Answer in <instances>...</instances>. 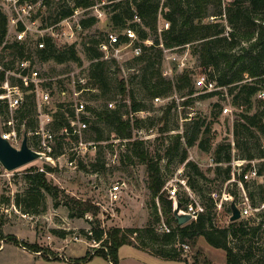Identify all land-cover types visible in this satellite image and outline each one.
<instances>
[{
  "label": "trees",
  "instance_id": "16d2710c",
  "mask_svg": "<svg viewBox=\"0 0 264 264\" xmlns=\"http://www.w3.org/2000/svg\"><path fill=\"white\" fill-rule=\"evenodd\" d=\"M102 2H105L104 9H109L112 29L120 34L121 40H128L127 35L124 34L127 29H133L137 33L138 39L135 45L141 46L143 51L131 60L144 63V73L139 83L153 97V100L156 97H170V92L175 89L180 92L187 89L189 95L195 93L196 83L191 69H183L175 76L176 80H173L167 77L164 63L166 51L191 47L192 55L198 60V66L205 67L208 70V77L217 81L219 87L228 89V93L233 97L232 105L239 110V117L234 123V136L235 147L240 150L241 158L264 159V98L259 97L260 92L264 91V0H44L42 10L45 8L50 15L43 18V27L54 25L73 16L77 9H85L80 23L83 31H89L99 22L92 7ZM161 19L169 23L168 28L160 26ZM9 27L10 16L3 8H0V47L14 58L5 63L7 68L13 67L17 58L27 57L34 60L33 54L43 63H83L77 41L60 46L53 37L48 35L40 37L34 45L28 40L11 41L8 38ZM107 34L97 30L89 33L82 43L90 61L88 75L93 85L104 94L108 95L114 89L125 94L129 89L130 79L114 77V73L120 72L122 67L115 59H104L100 49V44L106 41ZM148 40L152 43L147 44ZM40 41L45 42L44 48H40ZM134 70V75L131 76L133 81L139 77V70L137 68ZM5 76V72L0 73V92L3 91L1 83L5 80ZM219 93L223 91L203 93L199 98ZM131 97L130 105L124 101L125 104L118 103L115 109H109L107 101L105 107L97 112L98 121L113 128L119 139L131 140L134 130L139 129L144 122L143 119L136 117L135 122L132 123L130 118L124 117L131 112L147 110L143 102L133 97L132 92ZM27 98V102L19 113L18 110L16 111L15 119L17 123L19 121L20 129L25 123V130L31 131L37 124L32 117L33 112H36V101L33 95H28ZM112 100L117 99L112 98ZM188 103L189 101H186V104ZM175 106V101L169 104L165 109V116ZM2 113L9 115V110L5 105L0 104V114ZM59 115L64 117L62 112L58 113V117ZM63 117L58 122V127L69 124ZM94 122L91 123L90 129L97 133L96 140L101 141L103 133L96 124H93ZM188 122V128L185 131L186 145H183L181 134L175 137L173 144L168 145L167 156L170 157V161L183 149L180 153L181 163L186 162L188 147L197 143L203 152L212 151V122L201 118ZM143 145L144 141H135L132 147L137 156L148 161L150 188L155 200L157 218L151 220L150 224L144 228L116 227L109 231H105L99 222L93 227V234L87 232V237L101 242L104 247L100 249V252H103L107 259H112L115 264H120V248L126 244H134L166 259H181L183 254L174 246L175 244L184 243L185 239L204 237L212 246L226 251L228 264H244V261L251 260L252 252L242 254L243 247L239 243V240L250 234L247 221L244 219L233 221L228 227L216 226L214 223L216 204L213 197H208L209 202L206 204L205 211L197 220L183 226L178 223L173 213V199L169 192L164 190L167 179L163 177L161 157L155 160ZM233 150L231 141H223L213 150L217 163L229 164L225 169L228 178H231ZM81 166L87 169L86 164L81 163ZM99 166H101L99 162L92 163L95 169ZM186 166L194 172L189 176V184L196 192H199L198 177L207 179V176L194 161H188ZM250 167L251 165H248L246 170L248 171ZM222 169V165L217 166L218 173ZM50 171H53V168L49 165L44 172L31 167L26 180L33 191L43 194V190L50 193L54 188L58 190V187H53L48 179L47 172ZM259 172L264 174V162ZM246 187L250 186L247 184ZM260 187L264 200V185L261 184ZM254 196V193L250 192V200ZM157 198L162 203L166 214H173L172 218L166 222L170 228L169 232L159 233L153 226L154 222L161 221L156 204ZM179 199L184 204V199L180 197ZM72 201L81 215L94 211L92 206H87L73 198ZM228 211H232L231 205ZM230 218L231 215H228L229 220ZM263 223L264 218L257 227L253 228L255 233ZM134 235L137 236L138 243L133 241ZM231 238L238 240L236 246L231 245ZM2 239L0 234V240ZM34 247L35 251H41L39 245L34 244Z\"/></svg>",
  "mask_w": 264,
  "mask_h": 264
},
{
  "label": "rangeland",
  "instance_id": "374dc122",
  "mask_svg": "<svg viewBox=\"0 0 264 264\" xmlns=\"http://www.w3.org/2000/svg\"><path fill=\"white\" fill-rule=\"evenodd\" d=\"M104 3L98 4L99 10L104 13L98 24L89 31H76L74 41L78 43V49L83 58L82 64L43 63L33 54L37 67L44 73L55 76L72 71L78 72L80 69L84 73H88L90 61L82 44L85 37L97 30L113 31L109 21V9H104ZM0 8L5 10L2 0H0ZM45 11V8L43 10L41 8L37 13L40 23L44 17L50 15L49 11ZM92 11L96 13L94 9ZM82 15L79 16V19ZM166 23L164 19H161L160 26L166 28ZM71 24L76 25V19H73ZM38 27L39 25L32 27V30L27 33V40L33 45L36 40L42 37V34L37 30ZM44 35H46L45 32ZM9 39L12 41L15 36L11 34ZM64 39L63 36L58 38L57 42H60L58 43L60 46H64V42H67ZM191 51V47L166 51L164 63L168 78L176 80L175 76L183 69H191L196 82L202 74L207 73L208 70L205 67L198 66V60ZM0 53L6 62L14 59L1 47ZM132 58L130 49L124 51L123 57L119 60L122 65L121 71L115 72L113 75L114 77L119 76L121 79H130V82L128 81L129 89L125 94L114 89L108 95L102 91L86 95V99L90 102L89 106L96 112L101 111L107 101L112 98L118 100L117 104L123 105L124 101H127L130 105L131 92L133 97L143 102L147 113L139 115L138 118L143 119L144 122L139 129L134 130L131 140L117 138V132L113 128L98 119L94 120L93 124H96L103 133V140L97 141V133L91 129L86 132L84 139L96 141L98 151L91 153L88 159L82 162L87 165V169L83 168L81 164L77 170L61 169L59 166L49 165L53 171L47 173L48 179L53 187H58V190L54 188L51 193L44 190L43 194L33 191L32 186L26 180V175L31 167L39 170V167L44 165L41 160L38 159L14 171L6 170L0 163V234L3 238L0 240V264H109V259L104 256L103 252H100L104 246L90 240L87 237V232L92 231L99 222L105 231H109L116 227L122 229L144 228L150 224L151 220L157 218L155 200L150 188L148 161L134 153L133 143L144 141L143 147L151 157H154L155 160L161 157L162 173L167 181L177 177L180 170L184 168L189 179V176L194 172L191 168H187V162L181 163L180 153L183 149L171 161L167 156V149L169 144H173L178 134L182 135L181 140L183 145H186L187 123L193 119L201 118L212 122V151L203 152L198 143L188 147V159L198 163L207 176V179L198 177L200 180L198 182L199 192L197 191V195H200L199 201L206 207L209 202L208 197L213 192L218 193L220 197H223L227 192H232L237 195L235 198L240 201L238 189L240 173L247 171L246 168L251 164L247 163L242 168L236 165L235 161L242 159V154L236 147L233 150L231 178H228L225 171L229 166L228 163H211V158H214L213 150L219 143L235 140L234 123L239 117V110L232 105L233 97L228 93V89L223 88L221 89L223 93L206 98H199L205 92H202L197 85L193 95L187 94V89L181 92L175 89L170 92V97H172L170 104L175 101L176 106L165 116V109L169 104L163 106V104L156 103L146 89L140 85L139 82H141L144 73V63L133 62ZM136 68L139 70L140 78L133 81L131 76L134 75L133 71ZM186 101L189 103L186 104ZM225 105L232 108L229 115L220 113L221 107ZM124 109L126 110V108ZM66 112H72V110L66 109ZM35 115L36 113L33 112L32 117L35 118ZM8 116L15 117L16 112H9ZM72 141L75 144V141ZM72 141L69 139V142L62 146L63 140L60 139L58 150L60 151L65 146L70 149L74 145ZM130 142L131 144H129ZM98 162L101 166L97 169L93 168L92 163ZM263 162L264 159H255L258 167H261ZM47 165L45 164V169H47ZM218 165L223 167L220 173L217 171ZM233 172L236 173V180H232L234 179ZM118 181L127 183V186L121 199L113 203L109 199L110 188ZM260 185L253 183L247 187L248 193L252 192L255 195L254 198L251 197L250 201L255 208L253 207L252 216L240 219L246 220L250 227V234L239 240L243 247L242 254L250 251L253 254V258L244 261V264H264V223L256 233L253 230L264 218L262 216L264 200ZM164 190L168 192L167 189L164 188ZM72 198L87 206H92L94 211L81 215L77 212ZM156 202L161 221L154 222L153 226L159 233H162L161 225L171 219L173 214H166L159 198L156 199ZM229 206L226 203L223 208L214 209L216 226H229L231 221L228 219V215H232V211H228ZM257 206L260 210H256ZM95 211L96 213H94ZM134 238H132L133 241L138 243L136 235ZM183 242L190 245L188 250L182 247V243L174 245L183 254L181 259H166L134 244H126L119 251L120 264H228L226 251L212 246L204 237L193 240L185 239ZM230 243L232 246H236L238 240L231 238ZM34 244L39 245L41 251H35ZM59 253L64 254L68 260L64 258L50 260L48 258L50 255L55 258Z\"/></svg>",
  "mask_w": 264,
  "mask_h": 264
},
{
  "label": "built area",
  "instance_id": "2783aa9c",
  "mask_svg": "<svg viewBox=\"0 0 264 264\" xmlns=\"http://www.w3.org/2000/svg\"><path fill=\"white\" fill-rule=\"evenodd\" d=\"M2 3L5 6V11L10 16L8 38L13 34L16 40L26 41L27 33L32 30V27L39 25L37 30L43 37L46 35L51 36L57 42L58 38L63 36L67 40L64 43L71 44L75 42L76 31H83L79 16L85 12V9H77L73 16L54 25L43 27V23H40V18L37 16V13L42 8L44 0H38L37 2L30 0H2ZM93 9L96 11L94 15L98 19H102L104 13L99 10V5L93 6ZM136 18L139 19L138 16ZM73 19H76V25L74 26L71 24ZM168 27L169 23L167 22L166 28ZM68 28L70 30H67ZM44 32L46 35H44ZM107 33L106 41L100 44L104 59H115L119 63V60L123 57V53L126 50L130 49L133 57L142 53V47L135 45L138 35L133 29H127L124 32L128 37L126 41L121 40L120 34L117 32L108 31ZM146 43L151 44L152 41L148 40ZM39 46L40 48H44L45 42L40 41ZM5 63L6 61L2 59L0 53V73L5 72L6 75L5 80L1 83L3 91L0 92V104L5 105L11 113L17 110L19 113L27 102L28 95H33L36 101V115L34 119L37 124L33 130L27 132L29 133V144L42 155L39 160L44 165L39 167V171H46L45 164L59 166L61 169H79L80 164L85 162L91 153L98 151L96 141L84 139V135L91 128V123L98 118L97 112L89 106L90 102L86 99V95L99 91L91 82L88 73H84L80 69L78 72L72 71L71 73L59 76L50 75L44 73L37 67L33 59L27 57L17 59L15 65L10 68H7ZM195 83L205 93L221 91L223 89V87L218 86L217 81L210 79L207 73L202 74ZM259 97L264 98V91L260 92ZM170 100H172V97H156L154 99L156 103L163 104V106L170 104ZM116 107L117 100L108 101L109 109H115ZM66 109H71L72 112H66ZM61 112L64 114V117L61 115L58 117V113ZM231 112L232 108L230 106L225 105L221 107L222 114L229 115ZM143 113H147V111L131 112L124 117L130 118L133 123L135 118ZM62 117L69 124L58 127V122ZM25 125L23 123L20 129L19 121L17 123L15 117L11 118L4 113L0 114L2 136L8 139L18 149L23 144L26 132ZM60 139L63 140L62 146L69 142V139L70 141L74 140L75 144L72 141L74 145L70 149L65 146L59 151L58 142ZM231 142L235 149V140L233 139ZM188 161L190 159L186 160V162ZM211 161V163L219 164L215 158H211ZM235 163L241 168L247 163L251 164L248 171L240 173L241 179L238 180L240 201L236 200L232 192L225 193L223 197L213 192L211 196L215 201L216 208L219 209L223 208L226 203L231 205L232 201H237L242 211V218H249L252 216L254 208L250 202L251 200L246 185L253 183L264 184V174L259 172L260 167L256 165L255 160L241 159L235 161ZM179 173L177 177L167 181L165 189L168 190L171 197L178 196L183 198V208L193 215V220H197L200 214L205 211V206L199 201V195H197V192L189 184L185 168L181 169ZM233 174L234 179L232 180H236V173L233 172ZM126 186L127 183L123 181H118L111 186L109 193L111 202L114 203L121 199ZM256 210L260 209L256 208ZM160 229L163 232L170 231L169 226L165 222L161 225ZM89 234H93V232L89 231ZM95 243L101 245V242L95 241ZM182 247L188 250L190 245L182 243ZM38 254H41V252H38ZM49 258H64L68 260L62 253H59L55 258L50 255ZM109 264L115 263L112 259H109Z\"/></svg>",
  "mask_w": 264,
  "mask_h": 264
},
{
  "label": "water",
  "instance_id": "95a60500",
  "mask_svg": "<svg viewBox=\"0 0 264 264\" xmlns=\"http://www.w3.org/2000/svg\"><path fill=\"white\" fill-rule=\"evenodd\" d=\"M42 155L34 150L29 144V133L26 131L22 147L20 149L14 147L8 139L2 136L0 128V163L8 171H14L25 165L38 160ZM173 199V213L178 223L183 226L193 221L194 217L183 208V203L178 196L171 197ZM232 215L230 221H238L242 219V211L237 201L231 202Z\"/></svg>",
  "mask_w": 264,
  "mask_h": 264
},
{
  "label": "crops",
  "instance_id": "0c3cea01",
  "mask_svg": "<svg viewBox=\"0 0 264 264\" xmlns=\"http://www.w3.org/2000/svg\"><path fill=\"white\" fill-rule=\"evenodd\" d=\"M123 247V246H122ZM50 259V258H49ZM59 259V258H58ZM51 260V259H50Z\"/></svg>",
  "mask_w": 264,
  "mask_h": 264
}]
</instances>
